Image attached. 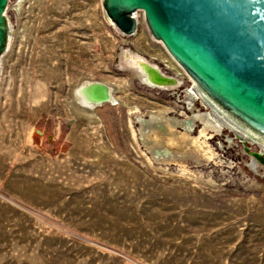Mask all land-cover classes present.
<instances>
[{
    "label": "rangeland",
    "instance_id": "374dc122",
    "mask_svg": "<svg viewBox=\"0 0 264 264\" xmlns=\"http://www.w3.org/2000/svg\"><path fill=\"white\" fill-rule=\"evenodd\" d=\"M6 14L0 264H264L262 148L230 129L187 147L153 116L184 112L189 81L155 89L120 65L131 49L179 69L142 10L130 36L103 0H9ZM90 80L116 100L79 105Z\"/></svg>",
    "mask_w": 264,
    "mask_h": 264
},
{
    "label": "water",
    "instance_id": "95a60500",
    "mask_svg": "<svg viewBox=\"0 0 264 264\" xmlns=\"http://www.w3.org/2000/svg\"><path fill=\"white\" fill-rule=\"evenodd\" d=\"M7 4L0 0V54ZM104 6L123 33L138 27L126 13L142 10L170 53L213 92L264 123V0H104Z\"/></svg>",
    "mask_w": 264,
    "mask_h": 264
},
{
    "label": "bare ground",
    "instance_id": "6f19581e",
    "mask_svg": "<svg viewBox=\"0 0 264 264\" xmlns=\"http://www.w3.org/2000/svg\"><path fill=\"white\" fill-rule=\"evenodd\" d=\"M103 7H104L106 15L108 16L107 18L111 21L112 16L110 17L109 14L107 13L106 8L104 6V0H103ZM133 13L134 12H129V13L127 12L126 15L127 16L129 15L130 17L134 18ZM3 16H4V24H5V28H4L5 35H4V42H3V50H4L5 47H7L9 39L11 38V35L14 33L13 32L14 30L12 29V24H11L9 17L6 14V10L3 12ZM111 23L114 26H116L114 21H111ZM137 30L138 29H135L131 33H124V35L126 36L133 35L137 32ZM158 40L161 41L160 39ZM168 53L172 56V57L169 56V58L180 69V70L178 69L175 71L172 70L173 72L168 73V74L164 72L163 69H161V67H159V65L156 62L144 57L142 54L135 52L134 50L123 49L120 53H118L120 65L131 69L134 72L137 79L141 80L145 85L149 87H152L155 89H165L168 91L171 88L174 89L176 87H179L180 84L184 82L182 78L185 77L186 79L187 77L189 81V85H187L186 89H184L185 91L184 99L187 100V106L185 108L191 109L197 100L199 101V105L204 109V111L201 113H197L194 115H188L187 117L181 118L180 116H183V115H179V114L170 115L171 110H174L170 106L169 109H158L156 111L157 114L155 115L153 114V116H155L156 119L160 121V123L163 122L165 127L167 129H170L169 132L171 130L175 131V132H171V133H174L173 136H175L176 131H178L176 130V128L178 129L180 128L182 130L185 129L182 132L178 131V133L182 136V138L185 139V140L183 139L182 141H184L183 144H186V146H187V143L188 145L193 144L197 146V144L200 143L197 139L209 138L208 136L209 130L223 133L224 131H228L230 129L229 132H231L232 134L245 135L251 141L256 142L262 148L261 153L263 152L262 154H264V123L259 120H256V118L252 117L251 115L246 114L243 110H241L234 104L230 103L229 101H227L226 99L218 95L217 93L213 92L210 89V87H208V85L205 84L204 81L199 77V75H197L190 67H188L184 61L177 59L169 51ZM172 61L170 63H172ZM171 65L175 68L173 63ZM0 67H1V54H0ZM74 92H75L76 98L78 99V102H80L79 105L81 104V105L89 106L90 109L91 107H95L96 103L98 105L100 103L102 104L106 103L105 102L106 100L108 101L116 100V95L114 92H112V89L111 87H109V84L101 82V81H93V80L85 81L84 83L75 87ZM96 97L105 98L106 100L91 101L93 98L95 99ZM78 102L76 100V103ZM200 124L202 126L198 129V134L195 136H192L190 131H192L196 126H199ZM150 125L151 124H149L148 126ZM161 125L162 124H160L159 126ZM152 127L153 126H151V128ZM161 128H163V126ZM151 134L152 132L150 133V137H151ZM143 138L145 139V137ZM146 141H147V137H146Z\"/></svg>",
    "mask_w": 264,
    "mask_h": 264
},
{
    "label": "flooded vegetation",
    "instance_id": "af4514ba",
    "mask_svg": "<svg viewBox=\"0 0 264 264\" xmlns=\"http://www.w3.org/2000/svg\"><path fill=\"white\" fill-rule=\"evenodd\" d=\"M170 106L174 110H176V108L179 107V105L177 104V101H175V102L173 101V104L170 103L169 106H168V108H170ZM203 111H204V109L202 107L200 108L199 107V104H196L195 103L191 109L185 108V111L184 112H181L179 115L186 114V115H184V117H187L188 115H194V114H197V113H201ZM261 155H264V154H261ZM261 155L260 154H255V158L258 159V160H260V161L262 160L264 162V158H262Z\"/></svg>",
    "mask_w": 264,
    "mask_h": 264
},
{
    "label": "built area",
    "instance_id": "2783aa9c",
    "mask_svg": "<svg viewBox=\"0 0 264 264\" xmlns=\"http://www.w3.org/2000/svg\"><path fill=\"white\" fill-rule=\"evenodd\" d=\"M9 1V0H8ZM8 5V4H7ZM134 14H135V12L133 13V16H134ZM184 81H185V77L184 78H182Z\"/></svg>",
    "mask_w": 264,
    "mask_h": 264
}]
</instances>
